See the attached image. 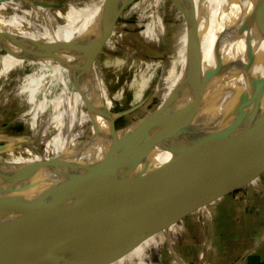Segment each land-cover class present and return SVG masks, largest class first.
<instances>
[{
	"label": "bare ground",
	"instance_id": "obj_1",
	"mask_svg": "<svg viewBox=\"0 0 264 264\" xmlns=\"http://www.w3.org/2000/svg\"><path fill=\"white\" fill-rule=\"evenodd\" d=\"M70 1L72 5L78 6L76 10L79 12L80 0ZM99 4L96 12L100 14L104 1ZM66 5L62 1L23 0L0 13V91L9 73L18 72L23 76L31 66L50 68L62 78L59 97L52 100V108L49 107L51 109H46L45 112L47 115L54 112L55 116L51 117L49 114L48 118L41 117L44 120L55 119V124L50 125V129L55 127L60 130L58 128L61 125L66 126L63 123L58 125L57 122H62L65 117L70 118L72 112L76 111L79 121L85 116L96 115L92 121L100 124L105 120L100 115V106L109 108L104 110L106 114L116 104L122 106L127 101L133 107L142 103L136 110L124 113L123 117H127L145 104L147 106L155 96L159 97L158 105H162L170 92L167 88L160 87L153 97H147L156 70L171 62L169 69L173 66L178 73L189 53L192 56L197 54L202 59V72L207 73L206 69L210 66H206V61L210 54L213 67L216 66L218 56L224 61L237 57V60L245 62L246 47L250 43L254 46L257 57L253 70L264 75V39L261 37L264 32V0H138L126 14L141 12L136 24L141 26L146 23L144 28L133 33L124 31L127 23L119 22L116 19L118 16L110 15L102 19L101 16H95L89 21L90 18L85 16L87 11L78 15L67 10ZM122 13L124 11L119 15ZM166 19L171 22H166ZM31 27L46 33L47 39H40L38 32L30 31ZM103 33H106L107 38L102 40ZM163 34H168L167 45L159 52L165 54L170 51L165 54V61L145 54L152 51L153 40L161 37L163 45ZM165 72L166 69L162 75ZM81 73L90 78V86L94 92L91 93L92 97L86 91H83L86 93L81 97L77 91ZM233 73L229 71L226 81L222 82L224 87L229 86V90L218 101L221 107H228L241 90L248 89L247 75L237 73L230 80ZM161 77H157V85L163 79ZM176 101L169 104L171 106L164 110V115L185 105L184 91L183 97H178ZM47 102L50 100L47 99ZM200 115L196 124L201 127L210 124L214 116L212 113ZM221 121L219 118L214 123L219 126ZM241 122L242 120L233 122V125L238 126L235 133L231 132L229 140L184 160L182 168L185 182L188 183L187 179L192 173L194 177L195 174L210 177L245 154L246 149L254 143L261 122L240 127ZM77 125L80 126V122ZM101 126L102 124L93 129L96 134L91 140L85 138V142H80L72 137L70 131L62 140H50L52 146H39L33 139L34 136L30 137L28 133L9 135L0 130V139H6L5 144L0 143V227H10L18 220L27 218L32 212L54 201L63 185L80 180L94 169L110 151L116 150L118 153L119 150L107 135L109 126ZM103 133L107 136L105 140L100 139L104 136ZM152 156V163L161 162L166 161L171 153L157 149ZM170 170L169 179L173 182L169 183L170 188L178 189L185 182L177 179L175 169ZM122 172L118 170L117 176ZM162 178L156 181L155 188L164 186ZM152 189L151 185L147 189L149 197L153 195ZM160 193L168 195L165 190ZM132 242L133 239L128 240L96 256L76 257L71 263L130 264L136 261ZM124 248L125 252L120 255Z\"/></svg>",
	"mask_w": 264,
	"mask_h": 264
},
{
	"label": "water",
	"instance_id": "obj_2",
	"mask_svg": "<svg viewBox=\"0 0 264 264\" xmlns=\"http://www.w3.org/2000/svg\"><path fill=\"white\" fill-rule=\"evenodd\" d=\"M130 1L112 0L102 10L101 19L112 13L119 16L120 8ZM261 35L264 39V32ZM101 37L106 39V33ZM254 51V46L248 43L245 62L237 57L224 61L218 56L216 66L203 77H200L202 68L200 71L190 65L189 70L194 68L192 72L197 73L188 76L187 81L200 85L190 102L164 115V110L171 106L168 105L142 130L126 138H115L111 143L118 153L110 151L94 169L80 180L63 185L54 201L27 218L13 226L0 227V264H65L76 257L99 255L128 240L133 239L134 246L135 241L147 236L155 226L161 225L166 230L198 202L205 205L211 202L216 191L223 192L229 186L234 174H238L239 185L247 184L257 167L255 157L264 153V75L253 70L257 59ZM190 55V62L199 58L197 54ZM229 71L234 72L230 80L237 73L247 75L248 89L241 90L227 103L228 107H221L218 101L229 90L222 82L226 81ZM140 105L128 108L125 113ZM201 113L214 115L206 127L196 124ZM104 117L114 129L116 115L107 112ZM219 118L222 121L216 126L214 122ZM238 120H242L240 127L261 122L257 137L245 154L210 177L200 174L194 177L192 173L188 183L185 182L184 160L229 140L238 126L233 124ZM94 125L98 127V123ZM157 149L170 151L171 156L166 161L152 163ZM170 169H175L177 179L185 182L178 189L170 188L169 183H173L169 179ZM118 170L123 171L120 176H117ZM160 177L165 184L155 188ZM150 185L151 197L147 190ZM161 190L168 195L161 194ZM263 240L264 236L255 246ZM248 253L250 250L244 255Z\"/></svg>",
	"mask_w": 264,
	"mask_h": 264
},
{
	"label": "rangeland",
	"instance_id": "obj_3",
	"mask_svg": "<svg viewBox=\"0 0 264 264\" xmlns=\"http://www.w3.org/2000/svg\"><path fill=\"white\" fill-rule=\"evenodd\" d=\"M48 1H62L65 4L67 3L65 6L67 10L73 11L72 13L76 12L78 15L84 14V12L87 11L85 12V16L90 18L89 21L95 16H101V13L99 14L96 11L100 7L99 3L102 2V0H80L81 5L79 12L76 10L78 6L76 4L72 5V1L70 0ZM77 1L78 0H74L73 2ZM103 1L105 7L112 0ZM137 1L138 0H132L125 4L120 8V12L124 11V13L118 16L119 22L123 24L127 23V26L124 27V31L130 33L141 30L145 27L146 23H142L141 26L136 24L139 16L142 14L141 12L136 11L131 14H126L127 10ZM18 2L19 1L15 0H0V13L10 7L18 5L22 1ZM104 7L102 9H104ZM110 15H115V13L106 16ZM82 17L83 16H81V18ZM166 22L171 21L166 19ZM30 31H32V33L38 32V36L42 40L47 39L46 37L48 35L44 32L36 31L35 28L32 27ZM167 36L168 34L162 35L163 45L160 41L161 37L158 40H153L151 42L152 51H149L151 53L148 52L145 54L153 56L157 60L165 61L167 59L165 54H169L170 51H166L165 54L159 51L163 50L167 45ZM189 58H191L190 53L187 56L186 63L180 67L178 73H176L173 66L169 69L172 65L171 62L169 65H166V67L161 66L156 70V76L147 93V97H153V95L156 94V90L160 87L164 89L167 88L170 92L164 99L162 105H158L157 100L159 97L155 96L147 106L145 104V106H142V108H139L136 112L127 117H123L125 115L124 113L128 108L132 107L127 101L122 106L116 104L111 107L110 111L116 115L114 129L113 126H110L111 124L107 119L100 123L102 124L101 127L106 128L109 126L108 129L112 131L113 135H111L109 130L107 131V135L110 137L109 139L111 141L115 138L122 139L129 137L142 130L155 119V116L160 111H163L170 103L176 101L178 97H183V91L185 93V105L190 102L192 95L200 85L197 87V85H191L192 83L190 84L187 81L189 79L188 76H195V73H197V71L192 72L194 68L189 70V66H196V68L201 71L202 61L200 60L202 59L196 57V60L190 62ZM211 58L212 54H210V57H208L206 61V66H210L209 68L207 67V72L213 68ZM164 69H166V72L162 75ZM166 74H168L167 77ZM204 74L206 73L203 71L200 77L204 76ZM159 76H162L161 78L163 79L157 85V77ZM4 80L3 88H1L2 90L0 91V130L8 132L9 135H22L28 133L30 137L34 136L33 139L39 143V146H46L48 144L52 146L53 144L51 143L53 140H62L70 131H72V137L77 138L80 142H85V138L91 140L96 134L94 132L95 130H93L96 127L94 125L95 122L92 121L96 115L85 116L79 121L80 117L79 114L76 113L77 111L72 112L73 115L70 114L72 115L70 118L65 117L62 122H57L58 125H61V123L66 125H61L58 128L60 130H56L55 127H53L54 129H50V125L55 124V119H42L44 117L48 118L50 115H52L51 117L55 116L54 112L50 114L48 111V115L45 112H47L46 109L49 110L52 108V100L56 96L59 97L62 88V78L55 72L53 73L50 68L31 66V68H27L25 75L21 76L18 72H12L9 73ZM77 83H80L77 91L81 97L83 96L82 93L86 92L92 97L91 93L94 92L90 86L91 82L87 74L81 73ZM47 99L50 100V102H47ZM48 104H50V106ZM100 108L103 112L107 109L104 106H100ZM35 115L37 118H34ZM78 122H80V126L77 125ZM100 124H98V126ZM126 127H128V129H126ZM103 134L104 136L102 135L100 137L101 140L107 138L105 133ZM44 139L49 140L44 142L46 141ZM4 140L6 139H0V143L5 144L6 141ZM255 158L257 167L254 169L253 178L248 181L247 184L239 185L238 174H234L231 177V185L225 186L223 192H220V190H218V192L216 191L215 196L210 200L211 203L205 205L198 202L192 207L191 211H188V213L171 224L170 227H177V232L173 233L171 238L173 248L175 252H177L176 250H178V247H176V245H179L182 258L187 261L189 259L190 264H204V260L200 259L201 256L207 257L208 261L206 262L210 264H247L245 255L244 257L241 256L242 258L240 260V256L236 254L238 252H245L246 254L249 250L250 253L255 250L264 256V240L255 246L261 237L264 236V153L263 156L262 153H260ZM163 223V225H166L165 221H163ZM155 235L158 236L157 239L159 244L156 246L153 244L146 251L144 257L145 262L147 264H177L175 263L177 260L176 253H174L169 244L165 227L161 225L155 226L147 236H142L138 241L134 242L133 249L135 248L136 261L130 264H137L138 254L143 253V251L149 247L148 239ZM123 253L124 252L120 255ZM65 264L72 263L68 262Z\"/></svg>",
	"mask_w": 264,
	"mask_h": 264
},
{
	"label": "crops",
	"instance_id": "obj_4",
	"mask_svg": "<svg viewBox=\"0 0 264 264\" xmlns=\"http://www.w3.org/2000/svg\"><path fill=\"white\" fill-rule=\"evenodd\" d=\"M211 203V202H209ZM209 203H207L206 205H208ZM182 229V227H181ZM166 232V235L168 237V240H169V244L171 246V248L173 249L174 253H176V257H177V260L175 263L177 264H190L189 262V259L188 261L185 260L184 258H182V253L180 252V247L179 245H176V247H178V250H176L177 252H175V249L173 248V244H172V235L173 233H176L177 232V227H170L168 229L165 230ZM158 236H152L148 239V246L146 250L143 251V253H139L138 254V257H137V264H147L144 260V257L146 255V251L154 244V246H156L157 244H159V241H158ZM255 243V242H254ZM245 254V252H238L236 255L240 256V260L241 258L243 257V255ZM242 256V257H241ZM245 261L247 262V264H264V256H262V254L256 252L255 250L252 251L250 254H248L246 257H245ZM200 259H203L204 260V264H210V263H207L206 261H208L207 257H202ZM202 260V261H203ZM195 261V260H194ZM228 264V263H226Z\"/></svg>",
	"mask_w": 264,
	"mask_h": 264
}]
</instances>
